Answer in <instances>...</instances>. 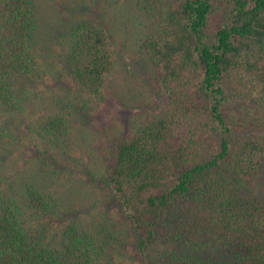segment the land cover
Returning a JSON list of instances; mask_svg holds the SVG:
<instances>
[{
  "label": "trees",
  "instance_id": "16d2710c",
  "mask_svg": "<svg viewBox=\"0 0 264 264\" xmlns=\"http://www.w3.org/2000/svg\"><path fill=\"white\" fill-rule=\"evenodd\" d=\"M133 2L148 20L139 47L165 106L114 137L104 156L99 180L128 252L112 256L99 231L72 222L55 244L38 239L28 211L56 214L53 194L26 182L15 190L18 177L0 170V264H264V195L248 185L264 174V0ZM36 21V0H0V109L10 114L29 105ZM65 35L61 69L81 108L98 106L112 40L91 19ZM244 109L254 117L236 118ZM47 120L37 132L60 147L68 120L59 111ZM9 126L1 121L2 137Z\"/></svg>",
  "mask_w": 264,
  "mask_h": 264
},
{
  "label": "rangeland",
  "instance_id": "374dc122",
  "mask_svg": "<svg viewBox=\"0 0 264 264\" xmlns=\"http://www.w3.org/2000/svg\"><path fill=\"white\" fill-rule=\"evenodd\" d=\"M36 9L35 82L26 90L29 105H23L21 112L0 109V123L5 120L10 125L2 128L9 136L0 135V170L8 180L18 177L15 190L26 182L53 194L50 201L56 214L28 211L32 235L55 244L60 229L72 222L99 231L112 256L122 259L120 252H128L130 237L99 179L112 139L165 106L155 71L139 47L148 20L133 0H36ZM82 19L101 23L114 47L102 104L88 109L81 108L80 97L60 66L66 31ZM56 111L69 125L60 147L48 144L37 132ZM234 115L244 121L254 117L247 109ZM248 185L264 195V174L253 177Z\"/></svg>",
  "mask_w": 264,
  "mask_h": 264
}]
</instances>
